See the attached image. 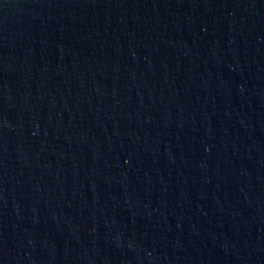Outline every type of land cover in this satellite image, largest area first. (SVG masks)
Instances as JSON below:
<instances>
[{
  "label": "water",
  "instance_id": "95a60500",
  "mask_svg": "<svg viewBox=\"0 0 264 264\" xmlns=\"http://www.w3.org/2000/svg\"><path fill=\"white\" fill-rule=\"evenodd\" d=\"M0 264H264V0H0Z\"/></svg>",
  "mask_w": 264,
  "mask_h": 264
}]
</instances>
